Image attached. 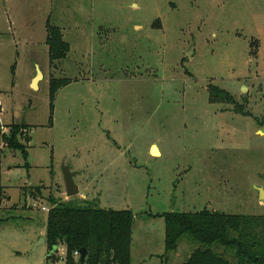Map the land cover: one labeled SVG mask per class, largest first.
<instances>
[{"label": "rangeland", "instance_id": "rangeland-1", "mask_svg": "<svg viewBox=\"0 0 264 264\" xmlns=\"http://www.w3.org/2000/svg\"><path fill=\"white\" fill-rule=\"evenodd\" d=\"M47 20L70 45L53 66ZM53 76L71 81L51 112ZM263 122L264 0H0V264H47L52 198L129 209L133 262H184L196 245L165 254L164 220L145 213L264 216ZM23 124L26 156L2 141Z\"/></svg>", "mask_w": 264, "mask_h": 264}, {"label": "trees", "instance_id": "trees-1", "mask_svg": "<svg viewBox=\"0 0 264 264\" xmlns=\"http://www.w3.org/2000/svg\"><path fill=\"white\" fill-rule=\"evenodd\" d=\"M45 27L49 64L53 66L67 56L70 45L59 26L47 20ZM70 81L66 77L49 79L51 112L57 91ZM212 90L214 98L221 97L225 102L234 103L229 93L216 87ZM245 115L249 113L245 112ZM26 128L25 124L11 125L10 135L2 134V140L8 141L7 147L21 149L24 156L27 150L21 148L17 137H21L20 132ZM42 188L41 185H32L25 189V193L33 199L41 198ZM50 201L44 241L49 251L54 246L64 247L65 264H81L73 253L82 248L87 251L84 264L130 263L132 225L136 217L131 210L103 209L88 203L74 205L71 200L55 201L53 198ZM145 215L163 218L165 254L175 252L182 243L196 245L179 264H264V216L230 214L206 207L193 212H148ZM53 259L54 254L47 255V264Z\"/></svg>", "mask_w": 264, "mask_h": 264}, {"label": "water", "instance_id": "water-1", "mask_svg": "<svg viewBox=\"0 0 264 264\" xmlns=\"http://www.w3.org/2000/svg\"><path fill=\"white\" fill-rule=\"evenodd\" d=\"M42 77H43L42 72L39 69H37L36 75H35V77L32 80V87L33 88H37V83ZM62 173H63L64 185H65V196L67 198H69V197H73V196L78 195L79 194V188H78V185L75 184L74 179H73V177L77 173L70 171V169H69V167L67 165H63L62 166ZM257 190L259 192L260 198L262 196H264V191H263L262 188L258 187ZM57 249H58V247L54 246L52 248V250L49 252L48 255L53 254ZM78 252L80 254V258L79 259L81 261V264H84V260H85L87 251H86L85 248H82Z\"/></svg>", "mask_w": 264, "mask_h": 264}, {"label": "crops", "instance_id": "crops-1", "mask_svg": "<svg viewBox=\"0 0 264 264\" xmlns=\"http://www.w3.org/2000/svg\"><path fill=\"white\" fill-rule=\"evenodd\" d=\"M32 42V41H31ZM151 145H155L157 147L156 144L152 143ZM158 148V147H157ZM159 150V149H158ZM159 154H160V151H159ZM149 219H153V218H161V217H147ZM136 219V217L134 218V220ZM63 247V246H62ZM59 248V247H58ZM132 249H133V231H132V235H131V244H130V263L129 264H140V262L138 260H135L133 262V252H132ZM63 250H64V247H63ZM65 252V250H64ZM63 252V253H64ZM165 252V251H164Z\"/></svg>", "mask_w": 264, "mask_h": 264}, {"label": "built area", "instance_id": "built-area-1", "mask_svg": "<svg viewBox=\"0 0 264 264\" xmlns=\"http://www.w3.org/2000/svg\"><path fill=\"white\" fill-rule=\"evenodd\" d=\"M27 130V129H26ZM25 132V130L23 129L21 132ZM4 132V131H3ZM3 141V140H2ZM0 146H3V144H1ZM42 210H44V211H48L49 209L48 208H46V207H42ZM73 256H74V258H75V260H78L79 258H80V254H79V252L78 251H75L74 253H73Z\"/></svg>", "mask_w": 264, "mask_h": 264}, {"label": "bare ground", "instance_id": "bare-ground-1", "mask_svg": "<svg viewBox=\"0 0 264 264\" xmlns=\"http://www.w3.org/2000/svg\"><path fill=\"white\" fill-rule=\"evenodd\" d=\"M150 153L153 156H159V150H158V148L155 145H152L150 147Z\"/></svg>", "mask_w": 264, "mask_h": 264}]
</instances>
